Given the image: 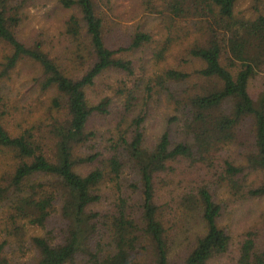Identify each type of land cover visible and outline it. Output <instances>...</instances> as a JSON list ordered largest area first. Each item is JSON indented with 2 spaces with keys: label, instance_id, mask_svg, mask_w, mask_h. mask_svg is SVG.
Returning a JSON list of instances; mask_svg holds the SVG:
<instances>
[{
  "label": "trees",
  "instance_id": "16d2710c",
  "mask_svg": "<svg viewBox=\"0 0 264 264\" xmlns=\"http://www.w3.org/2000/svg\"><path fill=\"white\" fill-rule=\"evenodd\" d=\"M36 1L0 0V264H212L230 254L233 236L220 224L226 196L264 200V0L246 8L242 0H145L165 24L153 66L183 44L174 65L143 68L147 91L165 89L176 112V131L151 143L147 111L129 108L135 92L116 123L96 131L112 104L90 90L111 70L133 76L121 54L152 36L137 30L127 47H113L97 0H59L74 10L61 32L64 57L45 40L21 38ZM16 79L34 102L45 94L43 109L22 104L27 94L14 101ZM190 168L198 178L166 212L159 192ZM193 225L199 230L188 234ZM21 248L31 255L19 259ZM234 253L227 264H264V225Z\"/></svg>",
  "mask_w": 264,
  "mask_h": 264
},
{
  "label": "rangeland",
  "instance_id": "374dc122",
  "mask_svg": "<svg viewBox=\"0 0 264 264\" xmlns=\"http://www.w3.org/2000/svg\"><path fill=\"white\" fill-rule=\"evenodd\" d=\"M97 5L99 11H101L106 19L105 33L111 46L127 47L130 36L137 30L150 34L153 42L144 45V47L138 50L121 54L133 61L136 68V73L133 76H129L123 71L111 70L96 80L95 86L90 90L91 98L99 101L105 97L109 98L108 100L112 104H110V110L112 111H110L111 115L109 116H106L108 114H101L96 117L93 128L96 131H106L107 128L114 125L117 120L115 111L123 109L126 106L127 95L132 91L137 96L129 104V108H131V105L134 106V115L147 111V121L144 126L147 142L151 143L156 141L168 127L171 131H176L174 101H171V98L168 99L167 92L160 87L147 91L146 87L148 84L145 79L147 75L144 74L143 68L153 72L164 66L174 65L182 55L183 44L181 42L175 43L170 51L169 57L162 63H159V65L156 64L153 66L151 54L155 46L164 37L165 24L162 23L163 20L161 18L149 10L150 3L145 0H97ZM248 5L249 0H242L240 3L241 8H246ZM151 9L154 8L151 6ZM73 13L74 10L63 8L59 4V0H38L29 10L28 18L23 24L20 36L26 40L31 38L34 40H45L47 47L51 51L53 50L52 52L62 55L65 44L62 43L63 37H61V32L65 20ZM54 53L52 54L54 55ZM138 81L143 83L140 89H138L136 84ZM8 84L14 99L16 97L20 98V95L27 94L26 100L22 103L26 106L37 105V109L40 108L41 110L43 109V104L48 100H45L46 96L42 94L37 102H34L31 99L29 88H21L18 79L12 82L10 81ZM259 85L260 83H258ZM152 86L154 88V85ZM16 99L14 101H18ZM189 173L191 175H188ZM197 173L198 171L196 169L190 168L189 172L185 175H174L172 182H169L171 184L169 190L159 192V202L164 205L166 212L169 213L175 210L179 196L187 187L193 185V181L198 178ZM126 175L131 179L129 170H127ZM201 181L202 179L196 180V182ZM131 188L132 190L135 189L134 186H131ZM132 190H130V193ZM238 198L230 201L226 196V202L223 205L224 215L220 222L233 236L231 253L214 260L212 264L231 263V259L235 257L234 251L237 249L245 233L247 231L260 233L262 231L264 225V200L245 198L240 200ZM51 228H53V225ZM196 230H199L198 226L193 225L188 234H192ZM46 232L43 229L30 228L28 234L47 235ZM178 234H183V232L181 231ZM2 240V237H0V245L4 243ZM9 251L12 252V249H9ZM17 254L19 255V259H21L24 258L22 254H26L29 257L31 252H29V249L21 248Z\"/></svg>",
  "mask_w": 264,
  "mask_h": 264
}]
</instances>
